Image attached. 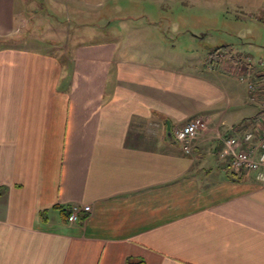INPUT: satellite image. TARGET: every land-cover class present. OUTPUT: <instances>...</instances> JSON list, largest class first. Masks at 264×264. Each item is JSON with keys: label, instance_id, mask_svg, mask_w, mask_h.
I'll return each instance as SVG.
<instances>
[{"label": "crops", "instance_id": "crops-1", "mask_svg": "<svg viewBox=\"0 0 264 264\" xmlns=\"http://www.w3.org/2000/svg\"><path fill=\"white\" fill-rule=\"evenodd\" d=\"M148 1L111 39L0 47V264H264V180L222 157L223 139L264 123L260 101L242 66L167 61L165 33L180 30L165 0ZM232 2L234 27L264 19V0ZM102 3L75 12L77 28ZM18 8L0 0V40L20 30ZM210 34L209 54L249 57ZM198 117L186 153L169 133ZM74 205L92 209L68 222Z\"/></svg>", "mask_w": 264, "mask_h": 264}, {"label": "rangeland", "instance_id": "rangeland-1", "mask_svg": "<svg viewBox=\"0 0 264 264\" xmlns=\"http://www.w3.org/2000/svg\"><path fill=\"white\" fill-rule=\"evenodd\" d=\"M87 1L95 0H17L19 7L17 21L21 28L16 35L1 39L0 47L13 45L60 54V50L55 49L57 44L91 43L101 39H111V35L106 33L109 32L107 31L109 28L121 30L125 34L126 27L131 26L132 22L123 18L132 6L145 7L150 11L155 7L148 0H102V5L97 6L99 12L97 18L83 19V22L94 26L87 29L77 28L78 20L73 14L79 9L87 10ZM105 1L104 10L102 6ZM133 1L136 2L135 5ZM165 1L166 3L162 5L164 9L159 8L170 14L164 23H176L177 29L180 30L176 34L165 33L166 37L175 39L173 42L176 44V51H167L165 54L176 56L174 60L179 67L186 68L192 65L194 69L198 65V68L202 69L206 62L209 65L213 64L212 60L216 54H209L210 32L213 38H222L233 46L241 47L249 56L247 58L243 55L238 56V52L233 50L232 58L236 68L242 66L244 72L252 69V72L249 71L251 75L264 72V19L249 21L255 24V27L248 31L243 27H234L233 22H237L234 13L239 12L236 11L232 0H177L172 3ZM134 22L140 23L143 20H134ZM193 35L201 40H194ZM219 56L223 58L225 54L221 52ZM166 60L169 61L171 58L167 56ZM214 65L218 64L215 62ZM262 88L260 86L255 98L262 99V102L261 99L259 101L261 108L264 109Z\"/></svg>", "mask_w": 264, "mask_h": 264}, {"label": "built area", "instance_id": "built-area-1", "mask_svg": "<svg viewBox=\"0 0 264 264\" xmlns=\"http://www.w3.org/2000/svg\"><path fill=\"white\" fill-rule=\"evenodd\" d=\"M253 76L245 75L241 79L248 82L249 91L254 98L262 84L254 83ZM206 128L205 119L198 117L177 128L173 132V137L186 153H190L193 142ZM223 146L222 157L229 159L230 166L235 172H257L261 180H264V124L260 130L247 132L242 137L232 136L223 139ZM91 209L90 206H72L68 221H80L82 214L91 212Z\"/></svg>", "mask_w": 264, "mask_h": 264}, {"label": "trees", "instance_id": "trees-1", "mask_svg": "<svg viewBox=\"0 0 264 264\" xmlns=\"http://www.w3.org/2000/svg\"><path fill=\"white\" fill-rule=\"evenodd\" d=\"M232 51H233V49L230 47V46H224V47H221V48H218L217 50H214L212 53H210V55L211 54H216V57H218V59H216V57L215 58H213V60H212V62H213V64L216 62L218 65V67L220 66V67H224V66H226V67H229L230 69L232 68H235V63H234V59L232 58L233 56H232ZM221 52H223V54H225V56H223V58L221 57V56H219V54L221 53ZM238 63H239V61H238ZM248 72H246L245 74H243L242 76H251V74H250V72H252L253 70L252 69H249V70H247ZM250 71V72H249ZM253 76V75H252ZM253 81H254V83H257V84H262V89L261 90H263V92H261V95H262V93H264V72L263 73H259V74H255L254 76H253ZM260 95V96H261ZM261 98H259V100H260ZM261 102H262V99L260 100ZM261 113L262 114H264V109H262V111H261ZM264 123H262V124H260V126H258L259 128H258V130H260V128H261V125H263ZM258 130H255V131H258ZM71 208H67V209H64L63 211H62V214H63V217H64V219H66L67 221H68V217H69V215H70V213H71Z\"/></svg>", "mask_w": 264, "mask_h": 264}, {"label": "water", "instance_id": "water-1", "mask_svg": "<svg viewBox=\"0 0 264 264\" xmlns=\"http://www.w3.org/2000/svg\"><path fill=\"white\" fill-rule=\"evenodd\" d=\"M169 134H170L171 137H173L172 134H171V132H170ZM175 142H176V141H175ZM176 143H177V142H176Z\"/></svg>", "mask_w": 264, "mask_h": 264}]
</instances>
